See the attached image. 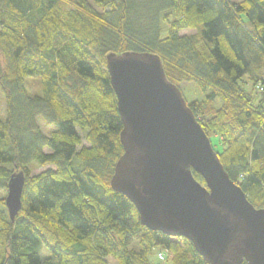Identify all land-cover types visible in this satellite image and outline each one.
<instances>
[{"label": "trees", "instance_id": "trees-1", "mask_svg": "<svg viewBox=\"0 0 264 264\" xmlns=\"http://www.w3.org/2000/svg\"><path fill=\"white\" fill-rule=\"evenodd\" d=\"M127 52L156 54L170 83L197 88L194 117L264 208V0H0V189L25 178L13 222L0 196V264H153L157 246L163 264H207L187 240L142 227L110 187L122 124L105 58ZM32 163L54 169L32 175Z\"/></svg>", "mask_w": 264, "mask_h": 264}, {"label": "water", "instance_id": "water-1", "mask_svg": "<svg viewBox=\"0 0 264 264\" xmlns=\"http://www.w3.org/2000/svg\"><path fill=\"white\" fill-rule=\"evenodd\" d=\"M105 65L122 124L111 189L134 206L142 227L187 240L207 264H264V208L230 180L159 56L108 55ZM24 181L18 172L7 182L11 222Z\"/></svg>", "mask_w": 264, "mask_h": 264}, {"label": "rangeland", "instance_id": "rangeland-1", "mask_svg": "<svg viewBox=\"0 0 264 264\" xmlns=\"http://www.w3.org/2000/svg\"><path fill=\"white\" fill-rule=\"evenodd\" d=\"M235 1V0H234ZM194 33L193 31H185V32H182L181 34H192ZM26 87L27 89L29 90L28 92H30L29 94L33 95V94H38V93H41V90H40V82H39V78L38 77H28L26 79ZM180 91H181V94L182 96L184 97L185 101L187 103H190L194 100H201L203 99V96L200 94V92L197 90V88L192 85V84H182L180 87H179ZM5 117V102H4V97L0 91V119L3 120ZM41 121V120H40ZM42 126V131L46 134L49 133L50 129H55L54 127L52 128H45L43 126V124H41ZM49 135V134H48ZM212 143H214V140H212ZM82 145H87L85 141H83ZM80 149V148H79ZM46 153H50L49 150H45ZM31 166V172H32V175H37V174H40L48 169H54L53 166H45V167H38L36 164L34 165V163L30 164ZM6 194H7V189H0V196H2L3 198L6 197ZM132 247L133 249H137V245L136 243H133L132 244ZM160 247L157 246L155 248H153V250L151 251L150 255H149V260L151 263L153 264H163L161 262H159L157 260V254L158 252L160 251ZM48 253L47 251H44L43 254H42V257H47ZM164 261V260H163ZM108 263L109 264H116V262L112 259H108Z\"/></svg>", "mask_w": 264, "mask_h": 264}, {"label": "built area", "instance_id": "built-area-1", "mask_svg": "<svg viewBox=\"0 0 264 264\" xmlns=\"http://www.w3.org/2000/svg\"><path fill=\"white\" fill-rule=\"evenodd\" d=\"M164 254L163 253H161V252H159L158 254H157V258L160 260V261H163L164 260Z\"/></svg>", "mask_w": 264, "mask_h": 264}]
</instances>
